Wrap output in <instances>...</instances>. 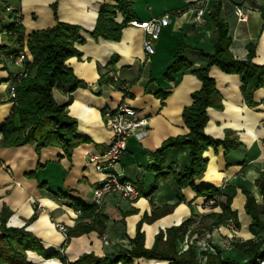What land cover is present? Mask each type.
I'll list each match as a JSON object with an SVG mask.
<instances>
[{
	"label": "crops",
	"instance_id": "obj_1",
	"mask_svg": "<svg viewBox=\"0 0 264 264\" xmlns=\"http://www.w3.org/2000/svg\"><path fill=\"white\" fill-rule=\"evenodd\" d=\"M214 1L132 0L135 19L165 18L153 44L154 52L147 56L142 48L143 31L127 23L118 41L89 35L98 11L104 5H113V0H0V125L14 105L9 88L20 69L11 55L26 45L28 36L60 21L77 25L84 40L74 44L80 56L65 61L81 85L70 90L71 83L63 82L53 86L52 96L57 104H66V114L76 122V134L85 140L67 156L57 145L37 148L35 142H28L5 147L0 134V211L5 206L11 212L6 225L25 226L45 251L57 253V257L44 259L29 252L31 264H62L59 255L72 262L83 253L102 256L115 252L129 246L138 224L144 247L150 248L160 230L164 232L189 218L195 219L193 226L201 225V216L220 212L218 205L203 209L204 196L176 183L173 173L188 163L186 146L164 151L161 174L152 168L153 153L162 141L188 132L181 112L192 102L190 94L200 88V81L190 72L205 64V58L196 51H213L214 32L208 11ZM236 6L246 12L244 21L237 19ZM198 9L203 11L200 20L195 17ZM14 13L23 28L20 41L3 30ZM221 16L227 23L232 56L246 59L248 45H252V63L264 66V0H221ZM120 20L117 13L116 21ZM181 46L186 48L183 54L190 69L179 72L175 81H167L163 73ZM106 67L128 84L126 102L148 118L144 128L127 138L125 154L116 167L118 177L135 181L141 196L129 201L116 193L106 195L100 209L103 233L91 229L71 236L61 249L65 236L56 225L70 229L83 221L76 213V203L91 204L92 189L102 178L89 162V155L107 148L111 132L105 124V114L122 98L120 91L102 82ZM209 75L215 80L222 106L206 109L204 132L222 140L225 131L230 130L238 145L226 152L221 145L208 147L203 152L207 158L205 170L193 182L195 186L218 188V201L231 198L230 208L236 213V240L260 239L264 230H249L243 190L250 192L257 204L262 203L256 180L264 171V73L263 86L253 92L250 104L241 95L238 75L226 74L215 66L210 67ZM162 93H166L164 98L160 97ZM177 193L182 200L177 199ZM153 208L157 210L153 212ZM33 213L35 218L27 222ZM221 229L226 231L222 226L213 228L209 241L220 247L223 256L239 258V253L226 245L228 239ZM165 262L135 258L130 264Z\"/></svg>",
	"mask_w": 264,
	"mask_h": 264
},
{
	"label": "trees",
	"instance_id": "obj_2",
	"mask_svg": "<svg viewBox=\"0 0 264 264\" xmlns=\"http://www.w3.org/2000/svg\"><path fill=\"white\" fill-rule=\"evenodd\" d=\"M113 5H104L98 11L93 29L89 35L93 38L102 37L118 41L121 37V29L126 23L135 19L132 0H113ZM120 14L121 20L116 21V15ZM208 16L213 26L214 43L211 53L197 50V54L205 58V64L196 69H191L200 81L199 90L190 94L192 102L185 106L181 112L182 120L188 128L184 135L168 137L153 153L154 162L152 168L161 174L163 168V153L166 149L176 146H186L188 163L181 171L174 172V178L179 187H190L196 195L209 199L216 196L211 207L218 205L220 212H210L201 216V225L194 229V218H189L177 226H171L164 232L159 231L154 238L150 248L144 247L143 233L139 224L128 247H119L117 251L97 256L92 252L83 253L72 262L67 261L62 255L58 258L62 264H130L135 258L155 259L166 261L164 264H258L264 258V237L260 239L236 240L232 239L229 245L239 253V258L223 256L220 247L211 245L214 252L208 250H197L194 243L179 252L178 244L182 242L186 234L203 230L210 232L213 228L225 225L231 219L236 225V213L231 210V198L218 201L219 189L210 185H194V179L201 177L205 170L207 158L203 152L210 146H222L226 151L238 145L235 134L226 130L222 140L211 138L204 132L207 121L206 109L214 107L221 108V99L217 92L215 80L209 75L212 66L217 67L226 74H236L240 81V92L247 104L251 103L253 92L263 86L264 66L252 63L254 54L252 45H248L246 59H235L230 50V38L227 23L221 16V0H215L208 11ZM2 29V28H0ZM3 30L19 41L22 38L23 28L19 20L14 17L3 27ZM77 25L57 21L52 27L35 30L22 45L28 55L25 61L26 76L15 84L14 105L5 123L0 125L1 144L5 147L18 146L28 142H35L40 148L48 145L61 147L65 155L69 156L81 141L85 140L75 132L76 122L70 118L65 111L66 104H57L52 96L53 86L63 82L71 83L70 90L81 85L65 61L71 56H80L75 48V43H83ZM10 32V33H8ZM18 49V50H20ZM185 46L176 50L167 65L163 77L167 81H175L176 75L190 69V63L184 57ZM16 50L15 52H17ZM14 53V52H13ZM106 67L102 72L103 83L108 80ZM166 93L160 94L164 98ZM262 203L257 204L253 195L243 190L245 201L243 209L250 218L249 230L255 233L264 230V171L256 180ZM177 199L182 200L180 193ZM77 209L82 212V222L73 228L66 229L65 239L61 244L62 249L71 236L79 235L91 229H95L101 235L103 233L102 214H95L92 223L86 221L93 215L94 205L76 203ZM157 209L153 208V212ZM10 210L5 206L0 211V264H31V254L36 253L44 259L57 257L55 251H45L39 240L25 226H7ZM33 213L27 222L33 220ZM201 234V233H200ZM197 239V237L195 238Z\"/></svg>",
	"mask_w": 264,
	"mask_h": 264
},
{
	"label": "built area",
	"instance_id": "obj_3",
	"mask_svg": "<svg viewBox=\"0 0 264 264\" xmlns=\"http://www.w3.org/2000/svg\"><path fill=\"white\" fill-rule=\"evenodd\" d=\"M202 12L201 9L197 10L195 15L197 20L201 19ZM234 13L239 21H244L246 19V12L241 7L236 6L234 8ZM14 19L15 21L18 19L16 13H14ZM164 21V17L152 16L147 20L131 19L127 22L128 25L138 27L143 31L142 48L145 55L149 56L153 54V44L159 36ZM11 59L13 63L20 68L14 75L9 88L12 100L14 101L15 84L27 74L25 61L28 59V55L23 49H20L17 52L12 53ZM105 85L111 90L120 91L122 98L112 111L105 114V124L111 132V139L107 148L102 153H91L89 155V162L93 164V167L97 172L102 174V178L92 189L91 197L94 210L93 215L86 219L88 223H92L93 216L100 213L106 195L116 193L129 201H135L141 196V192L138 190L135 181L118 177L116 167L125 154L127 138L131 134L144 128L148 124V118L144 115H140L138 110L131 107L126 102L128 97V84L119 80V77L115 72H108V80L105 82ZM215 199V195L211 196L209 199H204L202 207H211ZM76 213L80 216L82 215V212L79 209L76 210ZM221 226H224L228 232L229 239L226 242V245H229V241L235 239V224L229 219L225 225H220L217 228H221ZM56 227L65 236L66 228L61 224H57ZM203 249H208L214 252V249L211 246L204 247ZM258 264H264V258L260 259Z\"/></svg>",
	"mask_w": 264,
	"mask_h": 264
},
{
	"label": "rangeland",
	"instance_id": "obj_4",
	"mask_svg": "<svg viewBox=\"0 0 264 264\" xmlns=\"http://www.w3.org/2000/svg\"><path fill=\"white\" fill-rule=\"evenodd\" d=\"M201 224H203V223H201ZM196 225H198V223H196ZM222 227H224V226H222ZM194 228H195V226L194 227H192V226L190 227V229H194ZM221 230H222V232L224 234H226L227 239H229L228 238V232L227 231H224L223 229H221ZM209 233L210 232H205L203 230H200L199 232L193 231V232H191V234H186L185 237H187V241L185 240V237H184V239L182 240V242L180 244H178L179 252L185 250L188 247V244L189 243H194L197 246L196 247V251L197 250H204L203 249L204 247H208V246H211V245H215L213 242L209 241V235H208ZM196 237H197V241H195L196 240L195 239Z\"/></svg>",
	"mask_w": 264,
	"mask_h": 264
},
{
	"label": "bare ground",
	"instance_id": "obj_5",
	"mask_svg": "<svg viewBox=\"0 0 264 264\" xmlns=\"http://www.w3.org/2000/svg\"><path fill=\"white\" fill-rule=\"evenodd\" d=\"M53 262H56V261H53ZM57 263V262H56ZM58 264V263H57Z\"/></svg>",
	"mask_w": 264,
	"mask_h": 264
}]
</instances>
